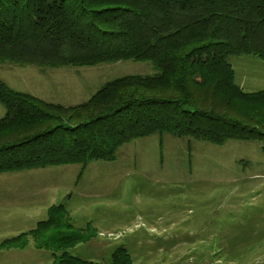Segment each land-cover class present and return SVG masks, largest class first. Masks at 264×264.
I'll return each mask as SVG.
<instances>
[{
	"label": "trees",
	"instance_id": "16d2710c",
	"mask_svg": "<svg viewBox=\"0 0 264 264\" xmlns=\"http://www.w3.org/2000/svg\"><path fill=\"white\" fill-rule=\"evenodd\" d=\"M232 56L264 60V0H0V64L135 61L157 69L111 81L74 106L14 91L0 78V175L81 165V177L90 162H112L126 143L157 133L264 144V90L244 91ZM94 237L91 224L76 228L66 206L53 205L0 251L25 250L32 239L53 264H135L122 246L109 262L69 253Z\"/></svg>",
	"mask_w": 264,
	"mask_h": 264
},
{
	"label": "rangeland",
	"instance_id": "374dc122",
	"mask_svg": "<svg viewBox=\"0 0 264 264\" xmlns=\"http://www.w3.org/2000/svg\"><path fill=\"white\" fill-rule=\"evenodd\" d=\"M245 92L264 90V60L232 56ZM151 62L51 68L0 64V78L17 92L74 106L107 83L152 76ZM6 109L0 104V118ZM264 144L224 145L154 134L123 145L112 162L48 167L0 175V243L32 230L46 207L65 205L76 228L95 237L69 249L73 256L109 262L125 247L135 264H264ZM44 199V200H43ZM34 242L1 250L0 264H53Z\"/></svg>",
	"mask_w": 264,
	"mask_h": 264
},
{
	"label": "crops",
	"instance_id": "0c3cea01",
	"mask_svg": "<svg viewBox=\"0 0 264 264\" xmlns=\"http://www.w3.org/2000/svg\"><path fill=\"white\" fill-rule=\"evenodd\" d=\"M246 77L244 76L243 77V79L241 80V87L242 86H245L246 85ZM41 169H45V168H41ZM79 179H80V177H79ZM44 200V199H43ZM47 209H46V212H47V214H48V209L50 208V207H46ZM69 212V215H70V218H71V221H72V223L74 224V226H77L76 225V222H75V215L72 213V212H70V211H68Z\"/></svg>",
	"mask_w": 264,
	"mask_h": 264
}]
</instances>
